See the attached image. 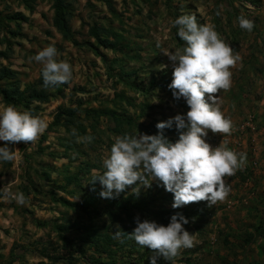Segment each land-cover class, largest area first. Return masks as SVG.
<instances>
[{
  "label": "rangeland",
  "instance_id": "374dc122",
  "mask_svg": "<svg viewBox=\"0 0 264 264\" xmlns=\"http://www.w3.org/2000/svg\"><path fill=\"white\" fill-rule=\"evenodd\" d=\"M57 3L64 31L54 23ZM184 14L214 24L240 57L230 89L217 94L234 131L209 130L205 139L245 154L246 165L226 178L227 199L211 207L201 201L174 209L173 194L155 181L138 197L129 188L101 198L99 182L93 190L89 181L104 171L117 136L156 134L157 122L178 113L186 118L188 105L174 100L172 65L161 53L184 46L172 26ZM241 15L254 21L252 32L239 27ZM50 45L72 65L73 79L45 89L33 57ZM32 88L45 97H28ZM7 105L49 124L38 141L12 146L13 162H0V264H147L153 252L133 239H114V225L132 232L139 215L167 226L175 213L188 218L184 227L196 244L172 264H264V0H0V106ZM73 129L93 141L77 142ZM165 135L174 142L179 134L173 126ZM6 189L28 202L17 204ZM91 195L87 209L96 212L87 214L82 202ZM126 197L133 205L111 221L106 205ZM98 234L97 248L91 240ZM106 243L110 250L103 251Z\"/></svg>",
  "mask_w": 264,
  "mask_h": 264
},
{
  "label": "clouds",
  "instance_id": "9594fccd",
  "mask_svg": "<svg viewBox=\"0 0 264 264\" xmlns=\"http://www.w3.org/2000/svg\"><path fill=\"white\" fill-rule=\"evenodd\" d=\"M222 7V6H221ZM216 15H220L218 11ZM239 27L252 32L254 21L241 15ZM172 26L177 36L184 42L182 48L162 50L172 65V81L168 88L175 101L183 98L189 110L176 114L166 121L156 124L157 133L135 134L125 132L115 138L109 154L103 158V172H94L89 183L99 182L101 198L115 199L126 189L139 196L141 189H149L158 182L173 194L172 207L180 208L192 203L206 201L208 206L223 202L230 194L226 178L242 171L246 165V155L225 146L213 147L206 141L209 130L213 134L230 135L234 125L218 106V93L227 91L232 84V71L240 57L216 31L214 24H199L196 15L184 14L177 17ZM160 47V44H157ZM54 45L40 50L33 59L42 65L43 87L48 89L58 84L70 83L73 67L59 60ZM167 66L165 65V68ZM49 122L21 111L15 106H0V162H13L16 152L12 146L19 143H34L45 133ZM175 126L178 139L174 142L165 135V129ZM77 142L91 143V135L79 136L72 131ZM3 194L19 205L28 202L22 192L10 189ZM136 227L125 232L117 223L113 238L123 242L133 239L139 246L153 252L150 264H156L160 257L171 264L181 254L182 249L196 244L194 235L184 225L189 223L182 213L171 216L167 226L154 220L135 218Z\"/></svg>",
  "mask_w": 264,
  "mask_h": 264
},
{
  "label": "trees",
  "instance_id": "16d2710c",
  "mask_svg": "<svg viewBox=\"0 0 264 264\" xmlns=\"http://www.w3.org/2000/svg\"><path fill=\"white\" fill-rule=\"evenodd\" d=\"M55 8H56V16L54 18V23H55L56 27L60 28L61 31H64L65 27L63 25V19H64L63 18V6L60 5L59 3H57L56 6H55ZM103 42H104V40H103ZM27 91L30 93L28 97H32V98H42V96L45 97V95H46V92L45 91H43V90H37L35 88L27 89ZM26 100H28L27 99V96H26ZM94 201H95V196L94 195H91L90 196V203H88L86 201V199L83 200L81 211L84 212V213H87V214H90V212H93V211L96 212V209H90V210L87 209V207L90 206L91 204H93ZM130 205H133V204L131 203L129 197L119 198L118 200H112L110 203H108L106 205V207H107L106 209L108 210L106 213H108L109 215H111V221H113V220H116L117 219V216L116 215H119V210L120 211H123V210L126 211V209L129 208ZM114 209H117V211H118L117 214L112 212ZM111 213H113V214H111ZM92 218H93V216L91 217L90 220H92ZM77 223L78 222H75V223H73V225H77ZM86 229L88 230V233H90V235L96 233V229L95 228L87 227ZM100 236H101V234H98L96 236V239L94 240V242H93V240H91V242L97 248L100 247V245H99V243H100L99 242L100 241ZM111 238H112V236H109L108 243L111 240ZM105 242H106V239H105ZM108 243H106V245L103 247V251H107L109 249L108 248ZM157 263L163 264V260H162L161 257L156 260V264ZM147 264H150V262H148Z\"/></svg>",
  "mask_w": 264,
  "mask_h": 264
}]
</instances>
